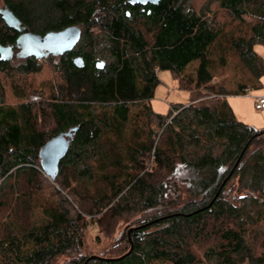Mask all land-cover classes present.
<instances>
[{
    "label": "trees",
    "instance_id": "trees-1",
    "mask_svg": "<svg viewBox=\"0 0 264 264\" xmlns=\"http://www.w3.org/2000/svg\"><path fill=\"white\" fill-rule=\"evenodd\" d=\"M194 1L3 0L35 33L79 26L87 65L62 55L57 89L21 84L16 94L32 99L13 105L1 75L40 67L34 57L0 59V207L15 204L0 223V264H264V129L239 120L227 100L260 87L264 0H205L199 10ZM18 35L0 13V42ZM97 58L108 66L97 69ZM231 62L241 78L216 79ZM158 70L192 93L166 114L149 102ZM71 127L53 182L39 151ZM176 212L133 230L129 255L103 258L130 249L131 227ZM89 229L108 239L96 253L85 250Z\"/></svg>",
    "mask_w": 264,
    "mask_h": 264
},
{
    "label": "rangeland",
    "instance_id": "rangeland-1",
    "mask_svg": "<svg viewBox=\"0 0 264 264\" xmlns=\"http://www.w3.org/2000/svg\"><path fill=\"white\" fill-rule=\"evenodd\" d=\"M205 0H195L194 5L197 10H199ZM3 0H0V7L3 6ZM212 9L219 13V17L221 21H225L227 19V15L224 13L223 10L218 8V4L214 3ZM256 51L263 57L264 59V44L257 43L255 45ZM15 58V57H14ZM16 60L14 63H16ZM39 64V71L32 73L26 77H22V75H17L16 78L12 76H4L1 75V80L3 84V93H4V102L6 104H13L16 105L22 101H30L32 97H20L16 93L20 89L21 84H25V88L27 90H38L37 94H49L53 90H56L60 83L63 82V78L59 76V70L57 66L52 60L45 61ZM234 62H231L229 67L221 72L217 71L216 79L219 78H226L228 80L232 79L235 80L238 76L237 69L234 67ZM159 76V83L154 92V96L149 99L150 104L154 111L159 112L161 114L168 113L170 106L176 103H187L192 93L189 90L181 89L178 87L177 80L173 77L170 70H158L157 71ZM240 73V72H239ZM238 78H241L240 75ZM260 87L254 88L252 90V95L249 94H231L227 96V100L230 103L231 107L233 108L237 118L249 125L254 126L256 129L264 128V110L257 109L255 105V96L257 95H264V75L261 77ZM22 88V87H21ZM26 90V89H23ZM26 93L28 91H25ZM43 92V93H41ZM30 95V94H28ZM37 100H41L38 97ZM44 179V194L49 196V190L51 191L52 186H48L47 182L48 178L43 177ZM47 179V181H46ZM36 197H40L39 194H36ZM42 199V198H41ZM40 199V200H41ZM36 207L34 210V218H40L42 213V209L40 205L43 203L38 204L35 201ZM15 204L12 203V209H14ZM9 212L2 211L0 207V223H6L9 220L10 214ZM97 229H89L86 234V247L85 250L88 252H98L102 249V247L107 242V237H104L103 240L98 241L97 239ZM114 241V238L111 242ZM65 258H62L58 261V264L63 263Z\"/></svg>",
    "mask_w": 264,
    "mask_h": 264
},
{
    "label": "water",
    "instance_id": "water-1",
    "mask_svg": "<svg viewBox=\"0 0 264 264\" xmlns=\"http://www.w3.org/2000/svg\"><path fill=\"white\" fill-rule=\"evenodd\" d=\"M161 0H131L132 3H139L147 5L149 3L158 4ZM0 13L5 20V22L12 28H15L19 35L16 39V42L13 44H3L0 42V59L1 60H10L14 56L19 58H27L35 56L37 58H42L50 53H59L64 52L65 50L71 49L81 38V28L79 26H68L60 30H51L45 34H39L31 31L27 25L13 12L8 5H3L0 7ZM17 49V50H16ZM47 49V53H43L42 50ZM82 57H77L76 62L81 65ZM103 64V63H102ZM102 64L99 63V67H102ZM77 127H71L68 130L62 131L50 139H48L45 144L40 148L39 155L41 160V165L44 172L51 178L53 182L56 180V176L59 172L60 162L63 157L67 154L73 135L76 132ZM226 181V180H225ZM223 182V185L225 183ZM221 186V188L223 187ZM221 188L217 192L216 196L212 200H215L219 194ZM212 202L207 205L209 207ZM184 214L176 212L174 214L166 215L164 217L152 220L148 223L137 225L131 227L128 230L129 239L131 241L130 249L123 255L106 258L104 259H122L125 256L129 255L134 248L133 241L131 239V232L135 229L151 224L154 221L160 220L162 218ZM93 257H99L98 255H92ZM88 261V260H87ZM86 263V262H85Z\"/></svg>",
    "mask_w": 264,
    "mask_h": 264
},
{
    "label": "flooded vegetation",
    "instance_id": "flooded-vegetation-1",
    "mask_svg": "<svg viewBox=\"0 0 264 264\" xmlns=\"http://www.w3.org/2000/svg\"><path fill=\"white\" fill-rule=\"evenodd\" d=\"M80 42V40L71 48V49H68V50H65L64 52H59V53H56V54H54V53H50V54H47V55H45L44 57H42V58H37V57H35V56H31V57H34V58H36L37 60H38V63H43V62H45V61H50V60H52V62H54V63H58V62H60L61 61V57H62V55H64V54H67V53H71V61L73 62V64L77 67V68H81V69H83V68H85L86 67V65H87V61H86V58L83 56V54H81V53H78L77 52V49H78V43ZM17 50V49H16ZM42 52L43 53H47L48 52V50L47 49H43L42 50ZM73 53V54H72ZM15 57V56H14ZM17 57V56H16ZM77 57H82V61H81V65L80 64H78L77 62H76V58ZM27 58H29V57H27ZM57 59V60H56ZM99 63H103L102 64V67H99ZM94 66L97 68V69H105L107 66H108V64H107V61H106V59H104V58H97V59H95V61H94ZM59 68H61V70H59V76L60 77H62L63 79H65V74H64V71H63V67L61 66V67H59Z\"/></svg>",
    "mask_w": 264,
    "mask_h": 264
},
{
    "label": "built area",
    "instance_id": "built-area-1",
    "mask_svg": "<svg viewBox=\"0 0 264 264\" xmlns=\"http://www.w3.org/2000/svg\"><path fill=\"white\" fill-rule=\"evenodd\" d=\"M245 94L252 95V90L247 88ZM255 105L257 109H264V95L255 96Z\"/></svg>",
    "mask_w": 264,
    "mask_h": 264
},
{
    "label": "crops",
    "instance_id": "crops-1",
    "mask_svg": "<svg viewBox=\"0 0 264 264\" xmlns=\"http://www.w3.org/2000/svg\"><path fill=\"white\" fill-rule=\"evenodd\" d=\"M264 110V109H263ZM264 124V123H263ZM262 129H264V128H262Z\"/></svg>",
    "mask_w": 264,
    "mask_h": 264
}]
</instances>
